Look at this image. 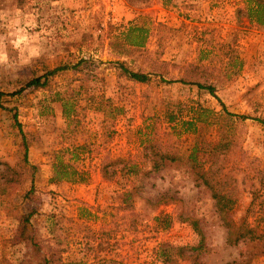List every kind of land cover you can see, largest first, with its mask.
Instances as JSON below:
<instances>
[{"label": "rangeland", "instance_id": "374dc122", "mask_svg": "<svg viewBox=\"0 0 264 264\" xmlns=\"http://www.w3.org/2000/svg\"><path fill=\"white\" fill-rule=\"evenodd\" d=\"M244 1L0 0V92L67 66L0 97V264H264V29ZM58 159L83 179L54 181ZM241 223L259 236L234 242Z\"/></svg>", "mask_w": 264, "mask_h": 264}, {"label": "trees", "instance_id": "16d2710c", "mask_svg": "<svg viewBox=\"0 0 264 264\" xmlns=\"http://www.w3.org/2000/svg\"><path fill=\"white\" fill-rule=\"evenodd\" d=\"M241 10H242L243 14L245 15V17L249 20V22H253L258 27L264 29V0H245L244 5H243ZM133 29H134V27L129 28L128 29L129 31H127V32H131ZM141 41H142L141 36L138 37V35H135V36L133 35V36L129 37V43L132 45H140ZM79 64H80V61L76 62L72 66L75 67V66H78ZM118 67H119L120 71L122 72V74L126 75L129 79H132V80H135L138 82H143V81L147 80V75L145 73L137 72V71H131L128 68H126L123 65V63H121V62H119ZM65 68H67L66 65L56 66L50 70H47L42 75L33 76L29 80H27L23 84V86L19 87L17 90H14L8 94L0 92V97L2 95L17 94L22 89H24L26 87L42 86L46 83L48 76H51L54 73H56L57 71H60V70L65 69ZM198 87H200V88L204 87L208 91V93H210L211 95H214L213 88L211 86L198 85ZM219 103L221 105V108L223 110H225L224 105L220 101H219ZM228 114L233 115L230 113H228ZM65 116H67V113L65 114ZM13 117L15 118V116H13ZM258 121H261L262 123H264V120H262V119L261 120L258 119ZM181 124L186 125V126H191L192 125V119L187 120V121H183ZM19 133L22 137L23 133L21 131ZM21 144L25 150L27 143H26V140L24 138V135H23V138L21 139ZM175 157L176 156H169L168 154H165V153H161L159 155H156L157 159L153 163L152 169L153 170L159 169L163 164L162 163L163 160H173V159H175ZM188 157L192 161L195 160L196 155H195V148L194 147L190 150ZM74 158H76L75 155H74ZM51 167H52L51 178L54 181H59V180H64V179L68 180V181L69 180L73 181L76 179L77 180L83 179V173L84 172L81 169H78L77 167L73 166L72 164H69L68 162H62L60 159H58L57 162L51 163ZM203 184L207 188L210 189L211 197L214 199L215 204L217 206L221 207V209L227 207L228 204L232 201L229 197L226 196V192H225V190H223L224 188L216 186L206 179L203 180ZM262 216H263V214H262ZM261 220L264 221V216H263V218H261ZM258 236H259L258 234H254L253 228H250V227L242 228V223H241L236 228V232H235V236H234V242H236L239 239H244V238L253 239V238L258 237ZM201 247H202V238L199 239L196 246L189 247L188 249H190L192 251V250H197ZM178 249H180V248H178ZM159 254H161V253H159ZM192 264H195L194 260H192Z\"/></svg>", "mask_w": 264, "mask_h": 264}]
</instances>
